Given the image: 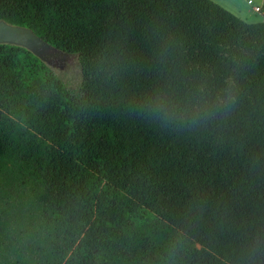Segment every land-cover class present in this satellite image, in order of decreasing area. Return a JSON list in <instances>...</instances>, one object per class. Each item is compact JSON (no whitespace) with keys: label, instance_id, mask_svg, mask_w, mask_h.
I'll list each match as a JSON object with an SVG mask.
<instances>
[{"label":"trees","instance_id":"obj_1","mask_svg":"<svg viewBox=\"0 0 264 264\" xmlns=\"http://www.w3.org/2000/svg\"><path fill=\"white\" fill-rule=\"evenodd\" d=\"M0 21L80 67L69 90L0 44V264H264V21L210 0H0Z\"/></svg>","mask_w":264,"mask_h":264},{"label":"rangeland","instance_id":"obj_2","mask_svg":"<svg viewBox=\"0 0 264 264\" xmlns=\"http://www.w3.org/2000/svg\"><path fill=\"white\" fill-rule=\"evenodd\" d=\"M251 5L247 4V0H239V8L242 13L249 17L248 21L258 23L262 20V16L252 11V6H259L260 0H249ZM43 63L54 73V75L69 90H76L80 81V67L76 55L60 54L53 56Z\"/></svg>","mask_w":264,"mask_h":264},{"label":"water","instance_id":"obj_3","mask_svg":"<svg viewBox=\"0 0 264 264\" xmlns=\"http://www.w3.org/2000/svg\"><path fill=\"white\" fill-rule=\"evenodd\" d=\"M0 44L22 47L42 62L50 60L55 55L66 54L42 41L31 30L21 26L9 25L2 21H0Z\"/></svg>","mask_w":264,"mask_h":264},{"label":"crops","instance_id":"obj_4","mask_svg":"<svg viewBox=\"0 0 264 264\" xmlns=\"http://www.w3.org/2000/svg\"><path fill=\"white\" fill-rule=\"evenodd\" d=\"M210 1L217 4L222 9L234 15L238 19L244 21L245 23H252L251 21H248L249 17L246 14L242 13L243 11H241V9L239 8V4H238L239 0H210ZM263 2L264 0H260V4ZM262 21H264V15L262 16V20L259 22Z\"/></svg>","mask_w":264,"mask_h":264},{"label":"clouds","instance_id":"obj_5","mask_svg":"<svg viewBox=\"0 0 264 264\" xmlns=\"http://www.w3.org/2000/svg\"><path fill=\"white\" fill-rule=\"evenodd\" d=\"M231 99V98H230ZM152 109V113L162 120L169 118L168 102L166 97H157V99L149 105Z\"/></svg>","mask_w":264,"mask_h":264},{"label":"built area","instance_id":"obj_6","mask_svg":"<svg viewBox=\"0 0 264 264\" xmlns=\"http://www.w3.org/2000/svg\"><path fill=\"white\" fill-rule=\"evenodd\" d=\"M247 4L251 5V2L248 0ZM252 11L254 13H257V14L263 16L264 15V2L261 3L259 6H252Z\"/></svg>","mask_w":264,"mask_h":264}]
</instances>
